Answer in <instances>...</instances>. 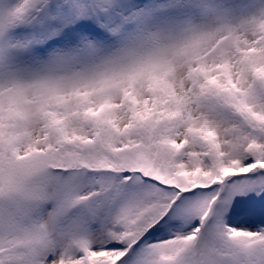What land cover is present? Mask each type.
<instances>
[{
	"label": "snow or ice",
	"instance_id": "1",
	"mask_svg": "<svg viewBox=\"0 0 264 264\" xmlns=\"http://www.w3.org/2000/svg\"><path fill=\"white\" fill-rule=\"evenodd\" d=\"M0 264H264V0H0Z\"/></svg>",
	"mask_w": 264,
	"mask_h": 264
}]
</instances>
